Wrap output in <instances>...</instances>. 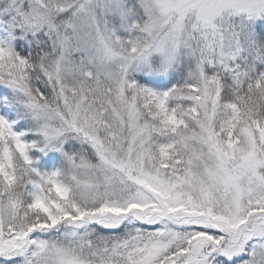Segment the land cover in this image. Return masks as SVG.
Returning <instances> with one entry per match:
<instances>
[{
  "label": "snow or ice",
  "instance_id": "1",
  "mask_svg": "<svg viewBox=\"0 0 264 264\" xmlns=\"http://www.w3.org/2000/svg\"><path fill=\"white\" fill-rule=\"evenodd\" d=\"M0 264H264V0H0Z\"/></svg>",
  "mask_w": 264,
  "mask_h": 264
}]
</instances>
